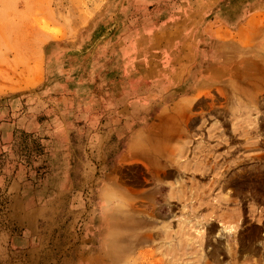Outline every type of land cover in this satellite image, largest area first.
Returning <instances> with one entry per match:
<instances>
[{
	"label": "rangeland",
	"instance_id": "374dc122",
	"mask_svg": "<svg viewBox=\"0 0 264 264\" xmlns=\"http://www.w3.org/2000/svg\"><path fill=\"white\" fill-rule=\"evenodd\" d=\"M0 264H264V0H0Z\"/></svg>",
	"mask_w": 264,
	"mask_h": 264
},
{
	"label": "crops",
	"instance_id": "0c3cea01",
	"mask_svg": "<svg viewBox=\"0 0 264 264\" xmlns=\"http://www.w3.org/2000/svg\"><path fill=\"white\" fill-rule=\"evenodd\" d=\"M247 18H248V17H247ZM248 21H249V18H248V20L246 19V21H245V22L247 23Z\"/></svg>",
	"mask_w": 264,
	"mask_h": 264
}]
</instances>
